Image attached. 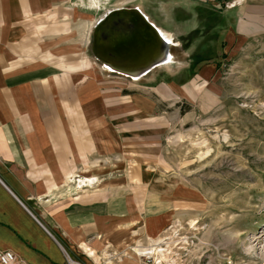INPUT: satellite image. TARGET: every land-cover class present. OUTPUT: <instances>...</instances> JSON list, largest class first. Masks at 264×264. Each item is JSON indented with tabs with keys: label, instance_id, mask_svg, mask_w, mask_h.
<instances>
[{
	"label": "rangeland",
	"instance_id": "obj_1",
	"mask_svg": "<svg viewBox=\"0 0 264 264\" xmlns=\"http://www.w3.org/2000/svg\"><path fill=\"white\" fill-rule=\"evenodd\" d=\"M70 4L85 18L68 42L54 39L53 60H85L77 78L84 95L96 91L81 106L96 112L83 120L99 128L100 168L129 171L137 211L168 214L161 238L177 264H264V0ZM120 7L171 36L169 59L137 79L92 48L96 22ZM141 170L156 173L148 185Z\"/></svg>",
	"mask_w": 264,
	"mask_h": 264
},
{
	"label": "crops",
	"instance_id": "obj_2",
	"mask_svg": "<svg viewBox=\"0 0 264 264\" xmlns=\"http://www.w3.org/2000/svg\"><path fill=\"white\" fill-rule=\"evenodd\" d=\"M71 1L0 0V250L28 264H177L161 238L168 214L137 211L129 171L100 168L84 58L53 60L54 39L85 18Z\"/></svg>",
	"mask_w": 264,
	"mask_h": 264
},
{
	"label": "water",
	"instance_id": "obj_3",
	"mask_svg": "<svg viewBox=\"0 0 264 264\" xmlns=\"http://www.w3.org/2000/svg\"><path fill=\"white\" fill-rule=\"evenodd\" d=\"M165 42L157 27L138 7H120L112 9L97 21L93 31L92 48L101 61L113 63L114 66V62L119 63L123 65L119 66L123 69L126 62L130 63L132 58L137 57L138 52L144 54L142 57L147 55L151 48L150 43H153V46L166 47L167 50Z\"/></svg>",
	"mask_w": 264,
	"mask_h": 264
},
{
	"label": "bare ground",
	"instance_id": "obj_4",
	"mask_svg": "<svg viewBox=\"0 0 264 264\" xmlns=\"http://www.w3.org/2000/svg\"><path fill=\"white\" fill-rule=\"evenodd\" d=\"M158 31H159L161 37L166 41L165 43H167V46H168L167 50H166V47L162 48L160 46L158 47V45L153 46L154 44L150 43L151 48L149 50V53L142 57V55H144V54H139L140 52H138L136 54L137 57H134V59L132 58L130 63L129 62L125 63V66L122 67L124 70L119 67V66H123L119 63L114 62V64H116V66H114L113 63L111 64V63L106 62L105 64L108 65V67L114 71H120L123 73H127L129 75H132V76H136L140 73H144L148 69V67L150 68L152 65H154L158 62L167 61L170 57V45L172 43L171 36L169 34H167V32H164L160 29H158ZM147 57H149L147 60H143L144 58H147Z\"/></svg>",
	"mask_w": 264,
	"mask_h": 264
},
{
	"label": "built area",
	"instance_id": "obj_5",
	"mask_svg": "<svg viewBox=\"0 0 264 264\" xmlns=\"http://www.w3.org/2000/svg\"><path fill=\"white\" fill-rule=\"evenodd\" d=\"M150 259H147V262ZM71 264H81L80 262L72 261ZM0 264H28L22 258H20L15 252L11 250H0ZM203 264H212L208 259Z\"/></svg>",
	"mask_w": 264,
	"mask_h": 264
}]
</instances>
